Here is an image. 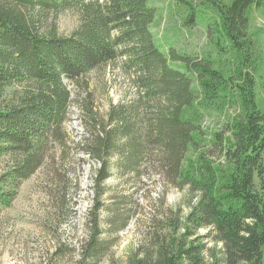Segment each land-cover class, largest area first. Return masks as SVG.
<instances>
[{"label": "trees", "instance_id": "1", "mask_svg": "<svg viewBox=\"0 0 264 264\" xmlns=\"http://www.w3.org/2000/svg\"><path fill=\"white\" fill-rule=\"evenodd\" d=\"M263 1L203 3L215 16L207 29L218 35L216 45L228 44L234 56L232 67L226 68L209 58L193 62L175 48L162 52L151 31L157 15L148 0H0V91L3 96L11 91L0 106V158H11L0 173V207H10L23 182L45 163L47 143L69 116L67 83L83 86L79 107L94 121L89 77L121 60L136 97L110 107L102 135L96 132L98 124L93 125L95 136L88 142L95 146L87 155L99 157L112 147L113 137L123 138V153H129L125 170L134 165L140 154L132 144L137 119L140 141L156 147L164 176L197 196L183 228L151 234L147 243L152 250L136 252L129 264H204L206 245L193 239L202 229L208 230L202 238L214 234L222 244L225 264H264V113L256 104L249 34L250 11ZM69 10L80 20L72 36L43 29L50 13ZM190 10L186 23L192 26L197 16L195 8ZM175 63L186 72L174 68ZM234 108L238 111L230 114ZM206 109L226 112L228 119L224 129L205 138L201 117ZM102 165L95 174L99 184L109 177ZM96 229L86 240L91 257L102 251Z\"/></svg>", "mask_w": 264, "mask_h": 264}, {"label": "rangeland", "instance_id": "2", "mask_svg": "<svg viewBox=\"0 0 264 264\" xmlns=\"http://www.w3.org/2000/svg\"><path fill=\"white\" fill-rule=\"evenodd\" d=\"M206 1L148 0L157 15L151 27L155 43L164 53L175 48L193 62L203 63L209 58L230 68L234 56L228 44L219 48L218 35L207 29L215 16L208 4L203 5ZM191 7L195 8L197 16L192 26L186 23ZM249 16V34L254 43L256 104L264 113V1L261 7L253 8ZM79 25L78 14L69 10L50 13L42 26L43 29L53 28L62 37H70ZM121 62L89 77L92 94L88 104L93 109L94 121L87 119L79 107V98H83L79 95L85 92L83 86L76 88L67 83L72 94L69 116L55 135L57 140L47 143L45 163L23 182L10 207H0V264H129L136 252L152 250L147 243L151 234H174L185 225L190 205L195 204L197 196L188 187L177 188L170 175L164 176L162 157L156 147L148 141H140L142 129L137 119L132 144H137L140 154L134 165L125 170L129 153H123V138L113 137L112 147L101 151L99 157L87 155L95 146L88 142L95 136L93 125L98 124L96 132L102 135L110 107L128 104L136 97V90L120 68ZM171 65L186 72L180 63ZM10 92L6 91L4 96ZM4 96L0 91V106L6 102ZM237 111L238 108L231 109L230 114ZM202 115L203 137L225 128L226 112L220 114L206 109ZM132 149V145L128 147L129 151ZM103 163L109 177L99 184L95 174ZM10 164L9 156L1 157L0 173ZM96 227L100 233L96 244L102 251L97 257H91V246L86 247V240ZM196 234L193 239L200 238L206 245L204 264H225L223 246L215 242V235L202 238L208 234L207 229Z\"/></svg>", "mask_w": 264, "mask_h": 264}]
</instances>
